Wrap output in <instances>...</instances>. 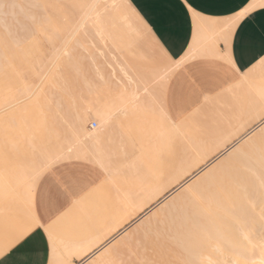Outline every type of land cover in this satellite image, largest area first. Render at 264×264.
Here are the masks:
<instances>
[{"label":"snow or ice","instance_id":"1","mask_svg":"<svg viewBox=\"0 0 264 264\" xmlns=\"http://www.w3.org/2000/svg\"><path fill=\"white\" fill-rule=\"evenodd\" d=\"M185 2L188 3V0ZM0 7L15 5L3 4ZM32 7L40 9L48 5L36 4ZM60 7L67 9L75 18L74 27L77 31L89 21L98 26L110 9H121L129 16L138 17L159 46L168 50L170 37L167 32H157L133 0H122L119 4L111 5L104 0H73ZM189 8L194 16L201 15L190 3ZM236 39H239V55L244 66L241 67L236 59L233 43L231 50L227 47L220 49L218 58L222 61V74H209L200 65L194 64L191 69H187L188 75L182 80H173L167 85L147 81L139 73L132 76L134 69H126L119 80L113 74L115 89L108 86L98 100L96 117L100 124L92 122L96 133L82 137L75 126H69L63 133L64 140L70 145L66 152L45 147L39 154V167L28 174L23 187L14 185L7 175V165L12 158L10 145L19 143L17 137L44 142L51 129L46 118L38 124L34 122L35 117L44 116L43 106L35 92L25 96L19 89L14 90L13 82L7 77L0 81V106L5 112L19 109L23 113L20 122L10 120L0 123V163L5 165L4 171L0 172V210L6 213L0 228V264H77L79 252L87 253L90 249V254L81 256L78 264H92L95 257L109 251L116 241L127 236L131 226L92 249L87 240L70 245L60 231L59 224L70 207L79 204L86 193L99 187L102 182H108L116 170L119 156L113 145H122L131 139V125L126 134L123 123L119 122L120 116L149 112L175 126L188 107H196L200 103L201 96L216 89L223 90L236 82L252 84L248 105L240 114L243 131L235 138H230L231 142L226 139L224 147L215 157L185 179L176 192L184 194L187 209L195 214L199 204L212 194L215 187L212 180L222 186L225 182L250 183L255 178L264 189V37L240 38L237 33L232 37L233 41ZM64 55L68 56V53ZM77 70L83 72L84 68L78 65ZM257 70L260 81L253 84ZM141 81L144 82L143 94ZM122 84L124 88L121 91ZM132 84L136 85L135 90H130ZM107 134H111V139ZM59 138L60 133H57ZM217 166L222 173L218 178L213 171ZM201 177L204 180L197 183ZM167 199L169 197L160 203L163 204ZM13 210L14 215H7ZM143 219L144 216L135 223H142ZM167 231L168 225L165 224L163 227L158 226L155 234L147 231L134 233L124 240L123 251L118 250L113 259L102 264H165L152 256L163 246ZM217 264H231L227 253Z\"/></svg>","mask_w":264,"mask_h":264},{"label":"bare ground","instance_id":"2","mask_svg":"<svg viewBox=\"0 0 264 264\" xmlns=\"http://www.w3.org/2000/svg\"><path fill=\"white\" fill-rule=\"evenodd\" d=\"M10 1L9 2L11 3V5H14L15 3L18 5L17 2H19L20 0L19 1L10 0ZM24 1L27 2V0H24ZM29 1L30 2L32 1L31 4L33 3V0H29ZM58 1L60 3V0H58ZM66 1H68L67 4L68 3L70 4L73 2V0H71V2H69L70 0H66ZM118 1L119 0H104L105 3H108L110 5L116 4ZM5 2H6V0H0V5L6 4ZM9 2H7V4H9ZM38 2H39V0L35 1L33 4H37ZM41 2H44V0ZM41 2H40V5H42ZM46 2L47 3L50 2V4L48 3L50 6L51 2H54V1L53 0L52 1L47 0ZM254 2H256V1H253L252 3L254 4ZM47 3L44 5H48ZM54 3L56 4V6H59V5H57V4H59L58 2H54ZM54 3H53V5H54ZM17 5H16V7H17ZM30 5H28L30 7V8L29 7L28 8L30 9V11L34 10L35 14H36V8L33 9V7H31ZM56 6H54V7H56ZM50 7L52 8V6H50ZM50 7H48L47 10ZM18 8H20L19 5H18ZM60 8L56 7V8L49 9V10H53L55 13H57L59 15V18H61V21H62L60 24L55 25L53 22L54 19H52L53 20L52 21L51 18H50V20H48L49 21L48 22L47 21L48 17H46V19H45L46 21L44 22V20H43L42 23H40V25H38V23H37L38 19L37 18L39 16H36L37 22H35L39 26L37 29L35 28V30H37V31L41 30L42 33L43 32L45 33V37H46L45 39H47L46 40L47 43H49V45L54 50L52 48H50V49H52V51H54V53H56V54L55 55L53 54L54 57L52 55L51 56L48 55L49 57L46 56L47 57L46 58L43 55L42 48L39 49L37 47V53H36V57L34 58V64L29 65L27 59L30 58L29 56H31V55H28V54H27V56L25 55L26 51L28 49L26 50L24 47L25 51H22L23 49L21 50L22 53H25V54H22V53L21 54L28 57V58L22 57L23 59H21L20 55H18L19 54L18 53L19 52L18 51V48H19L18 45H22V43H23L19 39V37L21 38L20 34H22V33H20L19 34L20 36H19L18 31L15 32L13 30V28H15L17 23L20 21L18 19H21L22 17L24 18L27 15L24 16V14L22 12L25 13V11H21L22 10L21 9L20 10L21 14L20 15L18 14V16H21L22 14H23V16L21 18L17 19L16 11L11 10V8L9 10H6L4 7H0V81H2L5 77H7L8 79H10L13 82L14 90L19 89L21 92L24 93L25 96H27L29 94V92H35L37 94V97L39 98L40 104L42 106L47 102L46 98L48 99V101L51 100V96H49L50 98L47 97L48 96L47 94H49L47 89L53 90L55 87L61 88L63 86L62 85V84H64L63 78L65 76L66 70H71L72 69L71 68L72 63L76 62L75 60L73 61V60L68 59L67 61H69L70 63H67V61L65 60V59H67L66 57H68L70 59L73 57L72 54L69 53L70 52L69 47H71L72 44H75V45L78 44L77 46H79V44L82 45L81 40H79V38L80 39L83 38L81 36L82 33H85V30H83V29H87L86 28L87 25L84 24V25H81L79 30L77 31L74 27V19L75 18L71 16L70 12L67 9H65V8L60 9ZM37 10H39L38 13L40 14V12L43 10V8L37 9ZM112 10L113 9H110L109 12L105 14V17H104V19L100 25L94 26L91 23V21H89L87 23L88 25L91 24V26H94L95 29L99 31V33L94 32V34H89V35H92V36L95 35L96 36L95 39L96 38L98 39L99 35L97 36V34H103L104 37L101 35L102 38H101V36H99V39L101 38V40H103V38H104L105 42L108 44L109 47L110 46L112 47V44H111V41H110V38L108 35V25H109V19H110V15L112 13ZM42 12L44 13L45 10H43ZM54 12H50V13L48 12L47 14H42L43 17H41V18L44 19V16H49V15H51L54 18ZM17 13H18V11H17ZM35 14H34V16H35ZM241 15L242 14H240V15L238 14L239 17H237V15H236V19H234L235 17L232 18V19H234L233 22L231 20H230L231 22L228 21L229 24L231 25V23H232V27H234L235 24L239 21ZM34 16H31V17L33 18ZM28 17H30V16L28 15ZM31 17H30L31 21L35 20V19L32 20ZM39 20L41 21L42 19H39ZM21 22H22V20H21ZM26 22H28V20H26ZM18 24H20V23H18ZM223 24L224 23H222V26L220 27L221 29L223 27ZM225 24H224V26L227 28L228 25L226 26ZM31 25H32V23H31ZM217 25H218V23H217ZM230 25H229V27H230ZM18 26H20V25H18ZM25 26L23 28H25ZM27 26H30V25H27ZM34 26L35 25H33V27H31V28H34ZM91 26H89V27H91ZM23 28H22V30H23ZM28 29H29V27H28ZM223 29L225 31V28H223ZM227 29L232 34L230 28H227ZM32 30H34V29H32ZM32 30L31 31L26 30L30 34L29 35L25 34L24 36L28 35L27 36L28 38L30 37V35L34 36L33 34H36L37 31L35 33L31 34ZM81 31H83V32H81ZM231 34H229V35H231ZM225 35L226 36L228 35L227 31L224 33V36ZM8 36H10V37H8ZM24 36L22 35V37H24ZM77 38H78V40H77ZM216 38H219V37H216ZM223 38H224V43H225L226 37H223ZM90 40L91 39H89V41ZM25 41H26V39H25ZM84 41H86V40H84ZM96 41H98V40H96ZM198 41H200V40H198ZM218 41H220V39ZM82 42H83V39H82ZM196 42H194V43L196 44ZM203 42H204V40H203ZM91 44L92 43L89 44V48L93 46ZM98 44H100V43L98 42ZM217 44H216V46H217ZM29 45L31 46V43H29L28 46ZM58 45H60L59 49L56 48ZM87 45H84V46H87ZM104 45L105 44H103L101 46V44H100L102 49L107 46V45L106 46H104ZM201 45H202V43H201ZM201 45H199V46H201ZM227 47H228V45H227ZM20 48H21V46H20ZM31 48H33V47L31 46ZM55 48L57 49L56 51H55ZM101 48L99 50H101ZM86 49L89 51L88 48H86ZM112 49H114V48L112 47ZM29 50H31V49L29 48ZM66 50L72 57H70V55L69 56L64 55L65 59H63V58H62L63 60L60 59L61 58L60 56L63 55L64 52L67 53ZM192 50H194V49H192ZM192 50H190V51H192ZM217 51L219 52V50H217ZM84 52H87V51L84 50ZM87 53H89V52H87ZM99 53H101V52H99ZM215 53H217V52H215ZM91 55H93V54H89V56H91ZM200 55H201V53H200ZM209 56H211V54ZM57 57H60L59 58L60 63H58ZM97 58H95V59L97 60ZM95 59H93V60H95ZM112 59H109V61H112ZM64 60H65V62H64ZM106 60H107V58H106ZM62 61H63L64 65L61 66ZM71 61H73V62L71 63ZM177 61L178 60H176V62ZM181 61L182 60H180L177 63L175 62L174 66H171V67L168 66V68L166 67L163 69H159V70H157V72H155V75H153L151 78H149V79L144 78V79L147 81L162 82L164 85H166L167 81L169 79L168 75H171L170 73H172L177 68V66L181 63ZM20 62L22 65H20ZM116 63H115V65H116ZM68 64L70 65L69 68H71V69L65 68V67H67ZM109 64L114 65L111 63H109ZM109 64L106 63V65H109ZM73 66H74L73 68L75 69L76 65L74 64ZM62 67L65 68L66 70H64ZM95 68H97V72H96V75H97L98 72H100L102 70V68H100L101 69L100 71L98 70L97 66H95ZM19 69H22V71L25 70V75H24L25 77H26V70H27V75L28 74L31 75L30 77L27 76L30 79L24 77V79H22V80L18 79V80L13 81L12 78L17 75V72ZM56 69H57V71H56ZM60 69H62L64 71H62ZM119 69H121V68H119ZM59 70L61 71V73H60L61 75L59 74V72H60ZM22 71H20V72L22 73ZM53 71H56L60 75V77H58L59 75L56 72H54V73H56V74H54ZM76 71H78L77 67H76ZM76 71L74 70V72H76ZM113 71H115V70H113ZM123 71L125 72V70H123ZM20 72H19V75H20ZM71 72H73V71H71ZM74 72L72 74H74ZM132 72H134V71H132ZM33 73H34V75H32ZM136 73L137 72H135L134 76L137 75ZM257 74H259V70H257ZM62 75H63V77H62V79H60ZM100 75H101V73H100ZM100 75L98 74L99 77L102 76V75L101 76ZM21 76H22V74H21ZM72 76H74V75H72ZM121 76H124L123 72H122ZM32 77L33 78L35 77L34 80L31 79ZM102 77L104 78V76H102ZM77 79L75 78V80H77ZM107 79H109V78H107ZM107 79H106V81H107ZM75 80L72 79L71 82H73V81L75 82ZM84 80H86V79L84 78ZM84 80H83V85L85 84ZM66 81H68V79ZM78 81H79V79H78ZM100 81H102V80H100ZM100 81H99V86L101 83L103 84V82L100 83ZM108 81H110V80H108ZM255 81H257L256 83H259L260 78L258 77L257 79H255ZM59 82H61V83L59 84ZM109 83L105 82L106 85L107 84L109 85ZM244 83L238 84V82H237L235 85H233V87L230 86L231 87L230 89L227 88V90L225 92L226 94H223L219 97H216L213 100L207 99L208 96L206 99L204 98L207 101H206V105H204L202 109L205 110L204 115H206V117L209 119V121L206 123V125H204L205 129L203 128L204 126H201V125L199 126L195 122V117L198 114L199 110H194L193 113L187 115V117H184L179 122H176L175 126L171 125L170 123L163 122L159 119L160 120L159 124H158V122L155 123L153 121V123H150V124H152L151 127H150V125L148 127V122L146 120L142 121L141 118L137 119L140 115H142L144 113H145L144 115L150 117L148 112L139 113L138 115L136 114V115H130V116H124V115L120 116L119 122L123 123L124 131L126 134L128 133L129 125H131V133L136 132V134H138L139 132L142 133L144 130H148V131L150 130L151 131L150 133L152 134V136L150 139L151 141L149 140L150 142H148V143H150L149 146H147V147L145 146V148H147V149H144L143 143H146V142H144L143 138H142V143L140 142L141 140L138 139L139 144H141V145H140V147H138L139 144L136 145L138 148L137 149L135 148V150L136 151L138 149L139 150L136 152L135 156L130 157V158H127L128 156H125L124 152L122 151V150H124V151L127 150L126 148H128V147L124 146L125 149H122L123 144L121 145L119 143H116L113 145V146H115V148L117 147L116 148L117 151L118 150L121 151L120 155L118 154L120 157V164H119V171H118L119 172V184H118L117 180L115 182H113L114 187H112L113 185L111 186V184L110 185L108 184L110 186V188L115 189L116 192H113V193H115V195H113V196L111 195V194H113L112 193V191H114L113 189H108V191L112 190L111 194H110V196L114 198V199H112V200H114L113 201L114 204L112 205V208L113 207L115 208V211H116L115 213H117V212H119V213H117V216L115 214V216L117 218L114 216V213H113L114 217L113 216L110 217L111 214L109 215L110 211H108L107 207L103 210V213L100 212V214H98V215H99V218H101V220L99 221V224H97L96 235H95V237H93L91 239H87V241L90 243L91 248L94 249L99 244L104 243V241L108 237L114 236L115 234L122 232L125 228H128L129 226H132V228L130 229L127 236L116 241L109 251L101 254L100 256L95 257L94 259H98V261L102 260V262H104L108 259L107 257H109V253L112 252L113 250L117 249V246L121 249L120 251H123L124 240L130 238L134 233H138V232L143 233V232L147 231V232H151V233L155 234V231H156L158 226L163 227L165 224H167L168 225V231H167L165 239L162 242L163 246L160 249H158L157 252L152 256V258L157 260V261H163V262H165V264H217V261L220 259H223L224 254L227 253V258L231 261V264H262V260H264V255H262V242H264V189H262L260 187L258 179L253 178L250 183H244V184H229V183L225 182L222 186L218 185L215 180H212L211 183H213L215 185V187L213 188V192L211 195H209L206 198L205 201H203L199 204V207L196 210L195 214H193L190 209H187L186 199L184 197V194L176 192V189L179 187V185L185 179H187L193 173L198 171L200 168H202L204 166L205 163L211 161L215 157L217 152L224 147V141L226 139L228 140V142H231L230 138H235V136H237L238 134H240V132L243 131L244 124L240 120V114L242 113L243 110L246 109V107L248 105V96H249V92H250L251 87H252V85L248 84V83L247 84L249 85V87L247 86L246 83H245L246 86L241 87L240 85L241 84L244 85ZM76 84H77V82L75 83V86H76ZM50 85H52L51 87L54 86V88L51 89L49 87ZM90 85H92V84H90ZM15 86H16V88H15ZM103 86H105V85L103 84ZM111 86H113V85L111 84ZM87 87H89V86H87ZM96 87H95V89H96ZM123 87H124V85H123ZM143 87H144V82L141 81L140 82L141 94H143ZM243 87H247V89L243 88ZM135 88H136V85L133 84V85H131L130 90H135ZM72 89H71V91H72ZM104 90L106 91V89H104ZM122 90H123V88H122ZM96 91H98V90H96ZM101 91L103 92V90H101ZM93 92H94L93 94L95 96L93 97V95H91L92 97L86 98V99H88V101L82 100L83 99L82 95H81L82 97L81 96L80 97L82 98L81 100H82L83 104L85 103L83 106V107H85V109L82 110V112L87 110L85 112L88 115L89 114L91 115V112H92L94 114V115L93 114L92 115L95 117L94 119L96 120L97 119L96 110L99 107V104L96 100H97V97L102 96V93L100 92L101 95H99L97 92H95V91H93ZM70 93H72V92H70ZM78 93H80V92H78ZM89 93H90V90H89L88 94ZM80 94H82V93H80ZM221 94H222V92H221ZM75 95H76V93H75ZM63 96H65V93ZM63 96H61V97L64 98ZM70 96H71V94H70ZM89 96H90V94H89ZM84 97H86V94ZM69 98L70 97H68V99ZM205 100H203V101H205ZM69 101H71V98L69 99ZM77 103H79V102H77ZM47 104H48V106H47ZM49 104H50V101L48 103H46V106L44 105V108H47V109L44 110L45 111L44 112L45 117L43 116V118H46V119H48L47 114L49 113V115H50L52 113V112L51 113L48 112V110L50 111V107H51ZM79 106H81V105H79ZM209 109H210V111L208 112L207 110H209ZM76 111L78 112L79 110H76ZM77 112H73V113L76 114ZM52 114H54V113H52ZM78 114H79V112H78ZM78 114L76 116L75 115L73 116L74 117L73 121H75L77 124L78 123L79 124L75 125V123L73 122L74 124L71 123V125L72 126L74 125L79 130V134L82 137L89 136L90 134H95L97 129H95V130L88 129L87 130L85 128V126H86L85 122L83 123L85 126L83 124H80L82 121H85V120H82V118H84V113H82L83 116L81 115V113L79 114L80 116ZM152 116L155 119L158 118L154 115H152ZM21 117H23V113L21 112V110L15 109V110L5 112L3 110V107L0 106V123L10 121V120H15V121L19 122L22 119ZM149 117H147V118H149ZM41 118L42 117H35V119H34L35 123L36 122L39 123V120ZM52 118L53 117H49L50 120H52ZM36 119H37V121H36ZM50 120H47V121H49V123H50ZM54 120L55 119H53V122H55ZM77 121H79V122H77ZM96 121L98 123L97 125H99L100 121L98 119ZM53 122H51V123L53 124ZM138 122H140L141 124ZM51 123L48 124L49 127H50V125H52ZM144 123H146L147 126H144ZM69 125H70V123H69ZM66 128L67 127H65V129ZM56 130L57 129H54V132ZM51 132H53L52 129L50 131V134L54 138V142L57 143L58 148L57 147L56 148L58 150L64 151V149L66 148V145H67V147H69L68 143L66 145L62 144L65 146L64 148L62 147L61 142L59 145L58 142L60 141V139L58 140V142H56L57 138L54 137L56 135H52ZM141 133L139 135H142ZM53 134H55V133H53ZM107 135H108V138L111 139V134H107ZM149 137H150V135H149ZM131 138H133V137L131 136ZM17 139L19 141L18 144H16L15 146L10 145V151L12 154V158H11V162L7 165V175L10 177V179L12 180V183L14 185L23 187L25 185L28 174H30L35 168L39 167V164L41 162L40 156H39L40 149H43L45 147V144H42V146H44V147L41 148L42 147V146L40 147V145H41L40 141L41 140H37L35 142H32L31 140H26V139L21 138V137H17ZM133 140L134 139H132V141ZM145 140L147 141V139H145ZM61 141H62V139H61ZM128 142H129V140H128ZM128 142H126V145ZM134 142H135V140H134ZM55 143L54 144L51 143L52 146H50V144H48V147L53 148L54 146H56ZM65 143H66V141H65ZM130 144L133 145V143H128L129 147L131 146ZM46 147H47V145H46ZM65 150H67V149H65ZM132 151H130V153H132ZM41 152H42V150H41ZM4 168H5V165L3 163H0V172H3ZM213 171L215 172V175L217 178L222 175V173L219 170V166H217V169L213 170ZM115 173H116V175L118 174L117 172H115ZM202 180H204V177H201L200 180L197 181V183H200V181H202ZM109 181L110 180H108V183H110L112 180L110 182ZM102 185H106V184L102 183ZM99 186H101V185H99ZM118 193H119V195H118ZM107 194H109V193H107ZM170 194H172V195H170ZM165 197H169V199H167V201H165L163 204H161L160 202L164 201ZM102 200L105 201L106 198H104ZM157 205H159V206H157ZM114 208L113 209L110 208V209L113 210V212H114ZM149 210H151V211L149 212ZM145 213H149V214L147 216H145L144 215ZM14 214H15V210H13L10 213H7V215H14ZM5 215H6V213H4L2 210H0V228H2V226H3L2 221H3V218ZM142 216H144L143 222L142 223H135V221H137ZM118 217H120V221H119ZM110 218H112V219H110ZM113 219H114V221H113L114 224H111ZM108 220H110V223H109L110 225L108 224V222H109ZM68 243L70 245H72V244L79 243V242H72V243L68 242ZM90 251H91V249L87 253L80 251L76 257L77 260H79L81 258V256H85V255L90 254ZM115 253H114V256H112V258L115 257ZM105 254H106V256H105ZM103 258L106 260L103 261ZM98 261H96V262H98ZM93 264H97V263H95V261H94ZM98 264H99V262H98Z\"/></svg>","mask_w":264,"mask_h":264},{"label":"crops","instance_id":"3","mask_svg":"<svg viewBox=\"0 0 264 264\" xmlns=\"http://www.w3.org/2000/svg\"><path fill=\"white\" fill-rule=\"evenodd\" d=\"M253 1H256L257 3L254 2L253 4L252 3ZM253 1L252 0H188V3H186L185 0H133V3L139 8V10L145 16V18L154 26L157 32H167L168 36L170 37L167 51H165L163 48L159 46V44L155 41L154 37L152 36L151 32L145 28V26L139 21L138 17H136L135 15L129 16L121 9L112 10L108 25V35L112 47L114 48L116 53H118L121 48L126 47L129 44L128 40L130 39L129 38L130 34L131 32L134 31L131 24L132 21H134L146 32L151 43L154 45V47L158 50V52L165 58V60L169 64L164 67L158 66L156 67L157 69H163L166 67L168 68V66L171 67L175 64L176 60H178L177 62L182 60L181 63L179 64L180 66L178 65L177 68L170 75L167 84L173 80H182L185 76L188 75L187 69H191L192 65L194 64L200 65L209 74H216V73L222 74V67H221L222 61H220L218 57L220 56V49L222 47H227V45H228L227 48L231 50L233 43L235 44L236 59L239 61L241 67L244 66V61L239 55V51H240L239 39L233 41L232 37L234 35L238 33L240 38L255 37L256 39H260L261 37H264V0H253ZM121 2L122 0H119L116 4H119ZM189 3L192 5L193 8L197 9L198 12L201 14L199 17H196L192 14L191 9L189 8ZM238 14L239 15L242 14V15L239 21L235 24V26L232 27V23L230 25L229 22L231 21L233 22L234 19H236V15L237 17H239ZM222 23L224 24L226 23L225 24L226 26L228 25L227 28H230L232 34L224 26V24L222 29L220 28L222 26ZM223 28H225V31ZM226 31L228 35L224 36V33ZM223 37H226L225 43ZM219 39L220 41H218ZM194 42H196V44ZM200 42L202 43V45ZM216 44L218 47L216 46ZM217 50H219V52ZM209 53L211 54V56H209L210 55ZM236 83H233L231 87H233V85H235ZM231 87L230 86L226 87L223 90L216 89L208 94L201 96L200 103L196 106L197 108L188 107V110L178 118L177 122L182 120L184 117H187V115L193 113L194 110L200 111L203 108V106L206 105L207 100L205 99L207 98V96H208L207 99L213 100L216 97L226 94L225 92L227 88L230 89ZM202 99L205 101H203ZM180 107L182 108L184 106H180ZM150 132L151 131L144 130L142 133L139 132L138 134H136V132L131 133V136L133 138L129 139V142L128 141L126 142L133 143V145L130 144L131 146L129 147L128 143L126 145V142L125 144L122 145V149L128 147L126 148L127 150L125 151L122 150L124 152V155L128 156L127 158L135 156L137 152L135 148L137 149L138 147H140L141 144H139V140H141L140 142L142 143V138L144 142H146L143 143L144 148L145 146L146 147L149 146L150 143L148 142L151 141ZM140 133L142 135H139ZM144 138L147 139V141ZM132 139H134L135 142L134 140L132 141ZM136 145H138V147ZM113 147L117 153L120 151V150L117 151L116 149L117 147L116 148L115 146ZM130 151H132V153H130ZM118 171L119 169H117V173H118L117 175L115 171H113L112 177L109 179L110 181L112 180L111 181L112 183L110 181H109L110 183L102 182L107 186L102 185L101 183L100 184L101 186L96 188L103 195L102 199L106 198L107 200V203L106 200L105 201L102 200L104 201V203H106V205L103 207V210L107 207L108 211H110L109 215L111 214L110 217L113 216V213L114 216L115 214L117 216V213H119V212L115 213L116 211L114 207H113L114 212L113 210H111L113 209L112 205L114 204L113 203L114 200L112 199L114 198L110 196L112 190L108 191V189H113L114 191H112V193L116 192L115 189L110 188L109 185L111 184L112 186L113 182H115L116 180L119 184ZM112 187H114V185ZM111 195L113 196L115 195V193ZM81 216L82 214H79L78 209L73 206L67 210L65 217L60 222L59 229L64 235L67 242L70 243L80 242L95 237L96 234L94 235V231L92 230L93 226L90 223L91 219L89 218H87V227L85 231L86 234L78 231V222H82L80 221ZM118 219L120 221V217H118ZM108 221L109 224L110 220ZM113 221L114 219L112 220L111 224H114ZM111 237L112 236L108 237L105 241L109 240ZM42 256L43 253H41V257ZM78 261L79 260H77V264Z\"/></svg>","mask_w":264,"mask_h":264},{"label":"rangeland","instance_id":"4","mask_svg":"<svg viewBox=\"0 0 264 264\" xmlns=\"http://www.w3.org/2000/svg\"><path fill=\"white\" fill-rule=\"evenodd\" d=\"M10 1V0H9ZM8 0H6V4H7V2H9ZM17 1H19V0H17ZM35 1H38V0H33V3L35 2ZM41 1H43V0H41ZM40 0H39V2L37 3V4H40V2H41ZM47 1V0H46ZM45 0H44V2H41L42 3V5H44V4H46L47 2H46ZM48 1H52V0H48ZM54 2H58L59 3V1L58 0H53ZM64 1V2H63ZM11 2V1H10ZM9 2V4L8 5H11V3ZM26 1H24V0H20L19 2H17L18 3V5H19V7L20 8H18V5H17V7H16V5H15V7H10L11 8V10H14V11H16V14H17V19L18 18H21L22 16H23V14H24V16H26V17H22L21 19H18V20H20L18 23H20V24H18L17 23V25H16V27L15 28H13V30L15 31V32H17L18 31V35L20 34V33H22V34H20L21 35V38L19 37V39L23 42L22 43V45H18L19 46V48H18V55H20V58L21 59H23L22 57H26L27 56V54L28 55H31V56H29L30 58H28V57H26V58H28L27 60H28V64L29 65H32V64H34V58L36 57V53H37V47L40 49V48H42V52H43V55H44V57H49L48 55H52L53 56V54L55 55L56 53H54V51H52V47L49 45V43H47V39H45L46 37H45V33L43 32L42 33V31L41 30H39V31H37V30H35V28L37 29L39 26L38 25H40V23H42V21L44 20V22L46 21L45 19H46V17H48V19H47V21L48 20H50V18H51V20L52 19H54V24L55 25H58V24H60L62 21H61V18H59V15L57 14V13H55L53 10H49V9H52V8H56V7H59L60 8V5H67V2L68 1H66V0H60V3L59 4H57V5H59V6H56V4L54 3V2H51V5L50 6H52V8L49 6V4H50V2H48L47 4H48V7H50L48 10H47V8H43V10H45V12L43 13L42 11L40 12V14L38 13L39 12V10H37V8H36V14H35V11L34 10H31L30 11V7L28 6V5H30L31 4V2L29 1V0H27V2L25 3ZM69 2H71V0L69 1ZM31 4L30 6L32 7V5H36V4ZM53 3H54V5H53ZM64 3V4H63ZM23 4V5H22ZM25 4V5H24ZM69 4V3H68ZM22 5V6H21ZM27 5V6H26ZM54 6H56V7H54ZM22 7V8H21ZM27 7V8H26ZM29 7V8H28ZM9 7H7V8H5L6 10H9L10 9ZM26 8V9H25ZM62 9H63V7H61ZM60 8V9H61ZM22 9V10H21ZM29 9V10H28ZM33 9H35V7H33ZM41 9V8H40ZM25 11V13L24 12H22L23 14L21 15V16H18V14L20 15L21 14V11ZM17 11H18V13H17ZM28 11V12H27ZM34 11V12H33ZM35 14V16H34V14ZM50 13V12H54V18L51 16V15H49V16H44V19L43 18H41V17H43L42 16V14H47V13ZM32 13V14H31ZM38 14V15H37ZM52 14V13H51ZM28 15L31 17V16H34L33 18H32V20L33 19H35V20H33V21H31V19H30V17H28ZM36 16H39L37 19V21H36ZM25 19V20H24ZM30 19V20H29ZM39 19H42L41 21L39 20ZM21 20H22V22H21ZM26 20H28V22H26ZM35 22H37L38 23V25H37V23H35ZM49 22V21H48ZM47 22V23H48ZM22 23V24H21ZM27 25H30V26H27ZM31 23H32V25H31ZM24 24V25H23ZM18 25H20V26H18ZM26 25V26H25ZM33 25H35L34 26V28H31V27H33ZM87 25V29H83V30H85V33H82L81 34V36L83 37L82 39H83V42L85 43H83L82 42V39H80L79 37V40H81V43H82V45L81 44H79V46H77L78 44H72L71 45V47H69V53L70 54H72V56L67 52V50H66V52L68 53V56L70 55V57H72L71 59L70 58H68V57H66L67 59H65L64 58V53H63V55H61L59 58L60 59H65L66 61L69 59V60H75L76 62H74V63H72L73 61H71V63H72V69L71 68H69L70 67V65L68 64L67 65V67H65L66 69H71V70H66L65 68H63L64 70H66V73H65V76H64V84H62L63 86L61 87V88H54V86L53 87H51L52 85H50L49 87L51 88V89H53V90H48L47 89V91L49 92V94H47L48 96L47 97H49V96H51V100H49L50 101V111L48 110V112H52V113H54V114H50L49 115V113L47 114L48 115V119L47 120H50L49 119V117H53L52 118V120H50V123L51 122H53V119H55L54 121L56 122H53V124L52 125H50V129H52L53 130V132H51L52 133V135H56V136H54L55 138H57V133H60V141L58 142V140L59 139H56L55 141L56 142H58V144L60 145V142H61V145L62 144H64V145H66L67 144V141H66V143H65V140H64V137H63V133L65 132V130L71 125V123L72 124H74L75 123V125L77 124L75 121H73L74 120V115L76 116L77 114H78V112H79V114L81 113V115L83 116V114L82 113H84V118H82V120H85V121H82L80 124H83L84 122H85V128L88 130V129H91L90 127H89V125L93 122V121H95L96 123H97V119L95 120L94 118V114L91 112V115L89 114H86V112L85 111H87V110H85L84 112H82V110H84L85 109V107H83L84 106V104H83V102H82V100H86V101H88V99H86V98H88V97H92L91 95H93V97L95 96L93 93V91H95V92H97L99 95H101V93L103 94V92H105V90L104 89H106L107 90V88L106 87H108V86H111V84L113 85L112 87L115 89V84L113 83V81H112V76H113V73L115 74V77H116V79H121L123 76H121V74H122V72L124 73V71L123 70H126V69H130V70H132V69H134L135 71L134 72H131V75L132 76H134L135 75V72H137V73H139L140 75H142L144 78H147V79H149V78H151L153 75H155V72H157V70H159V69H157L156 67H158V66H161V67H164V66H167V65H169L168 64V62L165 60V58L158 52V50L154 47V45L151 43V41H150V39H149V37H148V35L146 34V32L138 25V24H136L134 21H132V27H133V29H134V31L133 32H131V34H130V39L128 40L129 41V44L126 46V47H123V48H121L120 49V51L118 52V53H116V51L114 50V49H112V47L110 48L109 46H108V44L105 42V39L103 38V40H101V38H102V36H103V34H97V36L99 35V36H101V38L99 39V36H98V39L96 38L95 39V35H89V34H94V32L96 33H99V31L98 30H96L95 29V27L94 26H91V24H86ZM25 26V28H23ZM89 26H91V27H89ZM28 27H29V29H28ZM22 28H23V30H22ZM28 30V31H31L32 29H34V30H32V32H31V34H33V33H35L36 31H37V33L36 34H33L34 36H31L30 35V37L28 38L27 36L30 34L28 31H26V30ZM23 31V32H22ZM41 31V32H40ZM47 31V30H46ZM81 32H83V31H81ZM93 32V33H92ZM24 33V34H23ZM25 34H28V35H26V36H24ZM19 35V36H20ZM22 35L24 36V37H22ZM84 35V36H83ZM92 36V37H91ZM8 37H10V36H8ZM26 37V38H25ZM104 37V36H103ZM26 39V41H25V39ZM28 38V39H27ZM78 38H77V40H78ZM89 39H91L90 41H89ZM84 40H86V41H84ZM96 40H98V41H96ZM25 41V42H24ZM101 41V42H100ZM79 42V41H78ZM77 42V43H78ZM98 42L101 44V46L103 45V44H105L104 46H106L105 48H101V46H100V44H98ZM29 43H31V46L33 47V48H31V46L29 45L28 46V44ZM33 43V44H32ZM90 43H92L91 45H93L92 47H90L89 48V44ZM88 44V45H87ZM31 49V50H29V48L27 47V46ZM84 45H87V46H84ZM90 45V46H91ZM20 46H21V48H20ZM48 46V47H47ZM82 46V47H81ZM24 47H25V49L28 51H26V54L25 53H22L21 52V50L22 51H25V49H24ZM27 47V48H26ZM50 48H52V49H50ZM57 49H59L60 48V45H58L57 47H56ZM55 48V51L57 50ZM71 48V49H70ZM86 48H88L89 49V51L86 49ZM101 48V50H99ZM95 49V50H94ZM109 51H108V50ZM128 49V50H127ZM54 50V49H53ZM84 50L85 51H87V52H89V53H87V52H84ZM99 50V51H98ZM52 51V52H51ZM108 51V52H107ZM72 52V53H71ZM99 52H101V53H99ZM25 54L26 56H24V55H22V54ZM31 53V54H30ZM99 53V54H98ZM74 54V55H73ZM89 54H93V55H91V56H89ZM46 57V58H47ZM54 57V56H53ZM87 57V58H86ZM98 57V58H97ZM90 58V59H89ZM95 58H97V60L95 59ZM106 58H107V60H106ZM113 58V59H112ZM60 59H58V63H60ZM62 59V60H63ZM93 59H95V60H93ZM109 59H112V61H109ZM65 60H64V62H65ZM96 61V62H95ZM80 64H79V63ZM117 62V63H116ZM67 63H70L69 61H67ZM106 63H111V64H114V65H106ZM115 63H116V65H115ZM76 65L75 66V69L73 68L74 66L73 65ZM118 64V65H117ZM20 65H22L21 64V62H20ZM58 65V64H57ZM62 65H64L63 64V61H62V63H61V66ZM66 65V64H65ZM78 65H82L83 66V68H84V71L83 72H78V71H76V67L78 66ZM88 65V66H87ZM60 66V65H59ZM95 66H97L98 67V70L100 71L101 69L100 68H102V70L100 71V72H98V74L100 75V73H101V75L102 76H104V79L102 80L101 79V77H99L98 76V74L96 75V72H97V68H95ZM100 66V67H99ZM174 66V65H173ZM118 67V68H117ZM132 69H131V68ZM57 68V67H56ZM60 68V67H59ZM119 68H121V69H119ZM88 69V70H87ZM96 69V70H95ZM118 69V70H117ZM20 71H22V69H19ZM18 70V72H17V75L16 76H14L13 78H12V80L13 81H15V80H18V79H20V80H22V79H24V75H25V70L24 71H22V73L20 72ZM60 70H62V69H60ZM59 70V71H60ZM64 70H62V71H64ZM74 70L76 71V72H74ZM86 70V71H85ZM113 70H115V71H113ZM56 71H57V69H56ZM56 71H53V73L54 72H56ZM71 71H73L74 72V74H72L73 72H71ZM120 71V72H119ZM19 72H20V75H19ZM24 72V73H23ZM57 73V72H56ZM56 73H54V74H56ZM61 73V71L59 72V74ZM76 73V74H75ZM80 73V74H79ZM82 73V74H81ZM136 73V74H137ZM21 74H22V76H21ZM58 74V73H57ZM58 74V75H59ZM170 74H172V73H170ZM32 75H34V73L32 74ZM61 75V74H60ZM60 75L58 76V77H60ZM64 75V74H63ZM63 75L61 76V78L60 79H62V77H63ZM71 75V76H70ZM72 75H74V76H72ZM259 74H256V79L259 77L260 78V75L258 76ZM27 76H31V75H27V70H26V77L25 78H29V77H27ZM137 76V75H136ZM67 77V78H66ZM86 79V80H84V78ZM168 77H170V75H168ZM35 78V77H34ZM34 78L32 77L31 79H33L34 80ZM75 78L77 79H79V81H78V79L77 80H75ZM107 78H109V79H107ZM30 79V78H29ZM68 79V81H66ZM75 80V82L73 81V82H71V80ZM82 79V80H81ZM102 80V81H100V80ZM106 79H107V81H106ZM83 80H84V85H83ZM108 80H110V81H108ZM99 81H100V83L101 82H103V84L106 86H103V84L101 83L100 84V86L102 87H100L99 86ZM66 82V83H65ZM77 82V84H76V86H75V83ZM81 82V83H80ZM105 82H107V83H109V85L107 84H105ZM257 81H253L252 83L253 84H255ZM61 82H59V84H60ZM63 83V82H62ZM70 83V84H69ZM73 83V84H72ZM80 83V84H79ZM97 83V84H96ZM240 83H244V82H238V84H240ZM58 84V85H59ZM72 84V85H71ZM89 84V85H88ZM90 84H92V85H90ZM240 85L241 87L242 86H246V84L244 83V85ZM249 84V83H248ZM247 84V86L249 87V85ZM80 85V86H79ZM98 85V86H97ZM133 85V84H132ZM252 85V84H251ZM61 86V85H60ZM69 86V87H68ZM87 86H89V87H87ZM97 86V87H96ZM48 87V88H49ZM75 87V88H74ZM82 89H81V88ZM95 87H96V89H95ZM100 87V88H99ZM105 87V88H104ZM130 87H131V85H130ZM15 88H16V86H15ZM64 88V89H63ZM72 89V91H71V89ZM91 88V89H90ZM98 88V89H97ZM122 88H124L123 87V85H121L120 86V89L122 90ZM243 88H246L247 89V87H243ZM242 88V89H243ZM103 90V92L101 91V90ZM87 92H86V91ZM89 90H90V96H89V94H88V92H89ZM96 90H98V91H96ZM84 91V92H83ZM92 91V92H91ZM53 92V93H52ZM63 92V93H62ZM70 92H72V93H70ZM78 92H80V93H82V94H80V93H78ZM101 92V93H100ZM64 93H65V96H63L64 95ZM75 93H76V95H75ZM86 94V97H84L85 96V94ZM62 94V95H61ZM67 94V95H66ZM70 94H71V96H70ZM80 94V95H79ZM97 94V95H98ZM78 95V96H77ZM83 97H82V96ZM88 95V96H87ZM98 95V96H99ZM61 96H63L64 98H62ZM83 98H81V97ZM68 97H70L71 98V101H69V99H68ZM100 97L101 96H99V97H97V102H98V100L100 99ZM50 98V97H49ZM73 98V99H72ZM82 99V100H81ZM58 100V101H57ZM81 100V101H80ZM46 103H48L49 101H48V99L46 98ZM79 102V103H77V102ZM71 102V103H70ZM46 103L44 104L45 106H46ZM44 105H43V108H44ZM79 105H81V106H79ZM47 106H48V104H47ZM98 106V105H97ZM75 108V109H74ZM77 108V109H76ZM82 108V109H81ZM45 109H47V108H44L43 110H45ZM73 109V110H72ZM81 109V110H80ZM53 110V111H52ZM76 110H79L78 112L76 111ZM208 112L210 111V109L209 110H207ZM45 112V111H44ZM47 112V111H46ZM73 112H77L76 114L75 113H73ZM45 114V113H44ZM78 114V115H79ZM93 114V115H92ZM145 114V113H144ZM144 114H142V115H140L137 119H142V121H144V120H146L147 122H148V127H149V125H150V127H151V125L152 124H150V123H153V121L155 122V123H157L158 122V124L160 123V118L158 117V116H156V117H158V118H153V116H152V114L151 113H149L148 112V114L150 115V117L149 116H146V115H144ZM205 114V110L204 109H201L199 112H198V114L196 115V117H195V122H196V124L197 125H201V126H204V125H206V123L209 121V119L206 117V115H204ZM52 115V116H51ZM57 115V116H56ZM59 115V116H58ZM138 115V114H137ZM80 116V115H79ZM146 116V117H145ZM152 116V117H151ZM45 117V116H44ZM62 117V118H61ZM147 117H149V118H147ZM22 119H23V117H21ZM59 118V119H58ZM61 118V119H60ZM65 120H64V119ZM76 118V117H75ZM152 118V119H151ZM21 119V120H22ZM41 119H43V117L41 118ZM40 119V120H41ZM80 119V118H79ZM154 119V120H153ZM160 119V120H159ZM40 120H39V122H40ZM60 120V121H59ZM76 120V119H75ZM78 120V119H77ZM159 120V121H158ZM36 121H37V119H36ZM64 121V122H63ZM80 121V120H79ZM79 121H77V122H79ZM20 122V121H19ZM34 122H35V120H34ZM48 122V124H50L49 123V121H47ZM68 122V123H67ZM74 122V123H73ZM88 124H87V123ZM36 123H38V122H36ZM67 123V124H66ZM69 123H70V125H69ZM138 123H140V122H138ZM64 124V125H63ZM79 124V123H78ZM77 124V125H78ZM98 124V123H97ZM141 124V123H140ZM156 125V124H155ZM72 126V125H71ZM74 126V125H73ZM144 126H147L146 125V123H144ZM158 126V125H157ZM65 127H67L66 129H65ZM88 127V128H87ZM153 127V126H152ZM204 129H205V126L203 127ZM54 129H57L55 132H54ZM61 130V131H60ZM63 130V131H62ZM91 130H95V129H91ZM58 131V132H57ZM60 131V132H59ZM150 131V130H149ZM53 133H55V134H53ZM151 136H152V134H151ZM61 139H62V141H61ZM48 141H50V143H48ZM41 142V145H40V147L42 146V144H45V147H46V145H47V147H48V144H50V146H52V144H54L55 142H54V138L51 136V134H49V136L47 137V138H45V141L44 142H42V141H40ZM54 142V143H53ZM52 143V144H51ZM56 144V146H54L53 148L54 149H57L58 148V146H57V143H55ZM64 145H62V147L64 148L65 146ZM68 146H70L69 144H68ZM44 146H42L41 148H43ZM45 147L43 148V149H40V153H41V150H44L45 149ZM57 147V148H56ZM68 147H67V145H66V148L65 149H67ZM64 149V151H66ZM145 149V148H144ZM143 149V150H144ZM147 149V148H146ZM139 150V149H138ZM137 150V151H138ZM120 152L121 151H119V155H120ZM118 155V156H119ZM36 157V156H35ZM37 163V162H36ZM119 164H120V157H119V163H118V167L116 168V170H114L115 172H117V169H119ZM102 198H103V195L101 194V192H99L97 189H94V190H92L91 192H89L88 194H86L84 197H83V199H82V201L79 203V204H77L76 206H74V207H76L77 209H78V213L79 214H81L82 213V216H81V219H80V221H82V222H78V231L79 232H83V233H85L86 234V227H87V218H89V219H91V221H90V223H91V225L93 226V231H94V235L96 234V228H97V224H99V221L101 220V218H99V215L98 214H100V212L101 213H103V207L106 205V203H107V201H106V203H104V201H102ZM107 199H108V197H107ZM95 200V201H94ZM81 212V213H80ZM85 227V228H84ZM131 228H132V226H131ZM85 229V230H84ZM91 229V228H90ZM117 249L120 251L121 249L117 246ZM117 249H115V250H113L112 252H110L109 253V257H105L106 256V254H105V258L107 259V260H111V259H113L112 258V256H114V253L116 252V251H118ZM116 254V253H115ZM111 256V257H110ZM106 259H104L103 258V261L104 260H106ZM106 260V261H107ZM94 261H95V263H97L98 264V262H99V264H102V260H100V261H98V259H94ZM94 261L92 262V264L94 263ZM96 261H98V262H96ZM105 262V261H104Z\"/></svg>","mask_w":264,"mask_h":264},{"label":"built area","instance_id":"5","mask_svg":"<svg viewBox=\"0 0 264 264\" xmlns=\"http://www.w3.org/2000/svg\"><path fill=\"white\" fill-rule=\"evenodd\" d=\"M89 127H90L91 129H93V128H92V123L89 125Z\"/></svg>","mask_w":264,"mask_h":264}]
</instances>
